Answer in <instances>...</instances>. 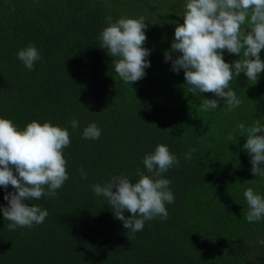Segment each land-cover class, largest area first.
Segmentation results:
<instances>
[{
	"label": "trees",
	"instance_id": "obj_1",
	"mask_svg": "<svg viewBox=\"0 0 264 264\" xmlns=\"http://www.w3.org/2000/svg\"><path fill=\"white\" fill-rule=\"evenodd\" d=\"M185 3L0 0V118L21 130L34 120L51 122L66 127L71 141L63 149L69 179L57 196L24 201L47 209L45 221L9 230L0 212V264H264V218L246 220L243 196L252 187L264 197V176L251 174L247 135L237 129L240 122L264 125V72L257 82L234 76L229 87L242 103L231 112L223 99L218 108L201 111L203 99L216 97L190 93L183 70L173 72L164 58ZM107 17H143L147 24L143 46L150 67L130 85L115 73L116 58L100 48ZM30 44L42 57L32 71L16 55ZM222 55L229 64L239 59L226 50ZM92 122L101 136L82 138ZM157 144L179 160L163 174L175 200L166 204L168 219L146 221L132 235L91 186L119 175L135 183L137 170L150 175L142 161ZM11 191L0 187V207H7L3 197Z\"/></svg>",
	"mask_w": 264,
	"mask_h": 264
},
{
	"label": "clouds",
	"instance_id": "obj_2",
	"mask_svg": "<svg viewBox=\"0 0 264 264\" xmlns=\"http://www.w3.org/2000/svg\"><path fill=\"white\" fill-rule=\"evenodd\" d=\"M184 9L183 23L176 24L171 48L164 53L165 61H171L173 72L183 70L190 93H211L216 97L203 99L201 111L218 108L223 99L231 112L242 103L229 87L234 76L243 73L247 80L257 82L264 72V61L260 58L264 49V0H186ZM106 22L107 27L98 37L100 48L116 58L112 61L114 70L123 82L130 85L139 81L150 67L146 59L150 50L143 46L147 27L144 18L121 17L112 22L107 17ZM224 50L239 59L226 63ZM172 53L178 54L175 59ZM16 55L29 71L42 59L31 44ZM70 124L73 129L79 127L75 118ZM237 129L247 135L243 149L251 157V174L264 176V167H260L264 165V135H257L264 133V125L255 120L246 128L240 122ZM101 134V129L92 122L83 129L82 138L97 140ZM228 138L233 136L230 134ZM70 143L66 127L34 120L21 130L11 120L0 118V187L14 189L3 197L7 207H0L4 220L9 221V230L31 228L45 221L47 209L24 201L57 196L56 190L69 179L63 149ZM185 158L190 159V154ZM142 163L150 175L137 170L139 179L135 183L119 175L103 185L91 186L97 196L106 198L115 219L132 235L142 231L146 221L157 217L168 219L166 204L175 200L170 180L163 178L164 173L179 164L169 148L157 144L153 152L145 154ZM80 171L81 178L86 179V173ZM243 196L248 205L246 220L252 223L264 218V197L252 187L246 188ZM125 212L130 214L127 218Z\"/></svg>",
	"mask_w": 264,
	"mask_h": 264
}]
</instances>
